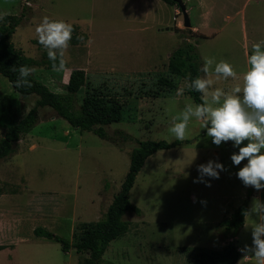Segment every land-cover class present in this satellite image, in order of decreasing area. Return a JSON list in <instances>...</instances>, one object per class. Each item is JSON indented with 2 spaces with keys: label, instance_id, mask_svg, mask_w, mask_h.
<instances>
[{
  "label": "rangeland",
  "instance_id": "obj_1",
  "mask_svg": "<svg viewBox=\"0 0 264 264\" xmlns=\"http://www.w3.org/2000/svg\"><path fill=\"white\" fill-rule=\"evenodd\" d=\"M30 3L28 7L24 0H0L2 16L19 17L26 10L12 37L15 49L40 62L44 59L47 51L38 43L35 27L45 16L71 23L79 28L80 35L92 30L93 65L100 66V61L105 66L116 62L127 71L91 72L89 87L116 97L124 106L123 120L105 127L115 140L110 142L71 127L49 107L39 110L37 125L15 144L14 154L0 161L3 192L0 245H15L14 249L9 246L0 251V264H78L83 254L75 248L64 252L59 243L36 237L34 229H46L71 244L78 242L83 226L98 222L120 191L129 172L132 150L139 142L148 140L182 144L160 150L146 160L130 192L132 204L141 209L142 215H124L131 224L130 230L109 244L102 264H191V252L182 251L183 248L221 250L226 243L219 233V224L238 207L250 208L253 199H248L257 191L245 187L237 178L236 173L247 161L234 165L230 157L238 153V148L233 142L216 146L194 118L189 122L185 139L177 140L169 131L173 118L186 104L195 103L188 93V81L153 68L145 74L136 71L146 65V56L154 45L160 56L167 58L171 42L181 45L184 36L171 37L164 26L151 32L145 26L125 30L123 25L128 24L108 17L100 20L93 10V0H30ZM206 3L213 14L211 28L201 31L207 38L189 39L203 64L205 58L225 60L239 75L246 69V53H251V44L264 41V0ZM187 10L191 25H197L198 7L194 4ZM178 20L184 21L183 15ZM243 25L249 39L247 50ZM85 44L86 41L67 49L68 70L81 68L77 66L85 53ZM33 69L34 78L50 91L66 93L68 70L57 73L44 64ZM204 75L202 72L201 77ZM161 76L172 79L178 90L173 93L162 90L155 98L153 93ZM234 83L231 78L221 79L213 87L227 90ZM85 92L83 88L77 95L78 106ZM37 99L38 95L23 96L16 92L0 74V138L29 112ZM209 161L224 165L219 179L205 177L210 187L194 183L199 176L198 166ZM254 219L255 216L245 217L246 227L235 240L238 249L251 245ZM239 264L255 261L241 259Z\"/></svg>",
  "mask_w": 264,
  "mask_h": 264
},
{
  "label": "trees",
  "instance_id": "obj_2",
  "mask_svg": "<svg viewBox=\"0 0 264 264\" xmlns=\"http://www.w3.org/2000/svg\"><path fill=\"white\" fill-rule=\"evenodd\" d=\"M168 5L176 6L180 12L179 2L185 5L186 0H161ZM187 7V6H186ZM25 9L21 16L5 15L0 19V74L11 84L12 88L23 96L38 95L35 105L23 118L14 126L10 127L4 137L0 138V161L10 157L15 152V144L20 139L30 133L39 121V110L42 108H51L59 118L65 120L71 127L80 131L92 132L101 139L114 142L105 127L123 120L124 106L119 100L105 93L101 89L89 87L86 74L81 70H73L66 84V93H54L43 83L37 81L33 74L28 77L30 87H15V81L18 72L10 70L13 66L17 69L20 66L29 68L39 67L42 64L48 69H52V62L48 59L47 53L40 62L33 58L24 56L17 51L12 43V37L16 28L25 17ZM182 13V12H181ZM74 31L70 45L77 46L80 42L77 37L82 36L84 42L87 40L86 34H79L78 27L73 26ZM179 32V30L177 29ZM189 37H183V41L178 49L170 56L168 73L178 78H184L188 85L192 79L201 77V68L203 63L197 48L192 43V30H185ZM79 34V35H78ZM66 64V69H68ZM86 88L85 96L81 105H77V95ZM153 96L157 98L160 92L168 90L173 93L178 90L177 84L167 77L161 76L157 80ZM188 93L196 104L202 103V94L188 87ZM124 136L122 132H117ZM188 143V142H186ZM182 142L175 141L168 143L166 141H143L139 142L130 154V167L120 191L114 196L112 203L108 207L104 216L95 224H85L78 242L71 244L69 241L54 235L43 228L34 229V235L38 238H45L59 243L64 252L75 248L76 252L83 254L78 264H102L103 255L109 244L125 236L130 230V222L124 219L126 213H132L137 216L142 215L141 209L133 205L130 200V192L135 185L136 179L146 160L160 150L172 149L181 145ZM238 152V150H237ZM0 187V197L2 196ZM246 206L238 207L228 218L224 219L218 226L219 233L223 236V242L226 244L221 250H209L205 248H183L182 251H190L192 255L191 264H236L240 259V252L235 243L239 232L245 225L243 211ZM4 249L0 246V251Z\"/></svg>",
  "mask_w": 264,
  "mask_h": 264
},
{
  "label": "clouds",
  "instance_id": "obj_3",
  "mask_svg": "<svg viewBox=\"0 0 264 264\" xmlns=\"http://www.w3.org/2000/svg\"><path fill=\"white\" fill-rule=\"evenodd\" d=\"M31 7L30 0H24ZM0 19L3 16L0 15ZM73 25L62 19L43 17L35 27L38 43L47 51L48 59L52 62L54 72L66 69V51L70 46L73 35ZM84 42L82 36H78ZM246 69L238 75L234 67L225 60L215 61V58H205L201 71L204 77L192 79L188 87L202 94V103H188L182 112L173 118L169 131L177 140H184L189 122L194 118L202 129H206L207 137L212 143L220 146L233 142L238 153L230 157L236 166L241 165L236 173L237 178L245 187H253L259 191L264 189V41L251 44V53H246ZM13 72H18L15 87H30L28 77L34 69L13 66ZM235 83L225 90L213 85L221 79ZM183 90H181L182 92ZM247 141L246 145L241 146ZM224 165L209 161L198 166L199 176L194 183L211 184L205 177L219 179ZM244 217L255 219L251 226V245L239 249L243 253L242 260L253 258L255 264H264V202L253 198L250 208L243 211Z\"/></svg>",
  "mask_w": 264,
  "mask_h": 264
},
{
  "label": "crops",
  "instance_id": "obj_4",
  "mask_svg": "<svg viewBox=\"0 0 264 264\" xmlns=\"http://www.w3.org/2000/svg\"><path fill=\"white\" fill-rule=\"evenodd\" d=\"M211 0H186V6H193L194 4L198 7L200 12L199 19L197 25L190 28L192 30V38H198L199 36L201 39L207 38L205 35L201 33L204 28L210 29L212 24V9L210 5L206 2H210ZM98 13V17L100 20L103 18L108 17L112 18L114 21L121 22L122 24H128L127 26L123 27L125 30H136L140 26H145L147 32L154 31L155 29L164 26L165 30L171 35V37H176L178 34H182L185 36L186 28L183 25L182 20H178L179 16L182 15L180 10L176 6L168 5L167 3L161 0H93V10ZM179 30V32L177 31ZM163 30V28H162ZM243 31L245 32V50H247L246 44H248L249 39L246 32V26L243 25ZM92 30L88 31L87 40L85 44V53L84 55L80 56L81 60L80 63L75 70H81L88 76L91 72H100V73H109V74H120L127 71V69L118 66L116 62L112 63L111 65L105 66L104 62H99L100 66H94L92 62L93 54L92 49L90 47L91 43V36ZM182 39V38H180ZM183 41V39H182ZM157 42V41H154ZM197 43V42H196ZM180 47V44L176 42H171L170 46L167 49L166 56L167 58H163L160 56L161 52L158 50L157 46L154 45L151 49H149L148 55L146 56V65L140 69H137L138 74H145L146 71L150 69H155L159 72L164 71L168 72V65L170 56L173 52ZM145 61V62H146ZM102 65V66H101ZM154 65V66H153ZM96 69V70H94ZM68 70V69H65ZM69 74L73 70H68ZM128 73V72H127ZM264 189L256 191L252 194V196L248 199L249 201L253 198H259L261 202H264ZM246 227V223L243 228ZM242 228V229H243ZM241 229V230H242ZM238 239V237H237ZM3 246L4 250L7 248H15V245H0ZM10 246V247H9ZM6 248V249H5ZM13 252V250H12ZM242 257H240L239 261L236 264L241 262ZM249 261V259L247 260ZM245 261V262H247ZM244 262V260H243Z\"/></svg>",
  "mask_w": 264,
  "mask_h": 264
},
{
  "label": "water",
  "instance_id": "obj_5",
  "mask_svg": "<svg viewBox=\"0 0 264 264\" xmlns=\"http://www.w3.org/2000/svg\"><path fill=\"white\" fill-rule=\"evenodd\" d=\"M179 4H180V9H181V12H182V15H183V20H184L183 21V25H184V27L186 29L191 28L192 25H191V22H190V17H189L186 5L183 2H179Z\"/></svg>",
  "mask_w": 264,
  "mask_h": 264
}]
</instances>
